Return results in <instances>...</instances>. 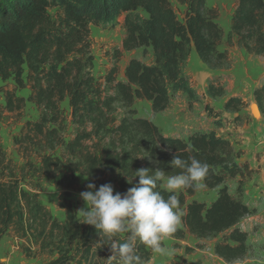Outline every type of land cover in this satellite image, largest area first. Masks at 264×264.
<instances>
[{
  "label": "trees",
  "instance_id": "trees-1",
  "mask_svg": "<svg viewBox=\"0 0 264 264\" xmlns=\"http://www.w3.org/2000/svg\"><path fill=\"white\" fill-rule=\"evenodd\" d=\"M207 1L177 0L185 7L181 21L169 0H0V80H12L19 89L28 85L27 100L40 110L38 119L27 122L21 136L13 140L23 156L37 157L36 164L26 162L27 172L22 176L35 179L30 190L15 177L0 140V238L12 229L41 250L51 248L56 258L49 264H109L111 242L74 213L67 191L76 188L79 176H84L97 188L112 180L118 192L125 193L138 183V169H159L166 176L179 173L170 161L180 155L208 165L202 184L207 190L217 189V196L206 206L195 200L186 202L197 189L175 193L184 214L182 227L170 238L183 240L190 235L209 240L222 235L213 246L217 258L232 264L248 255V235L237 228L244 218L256 214L242 199L244 179L251 173L248 164L238 163L232 144L214 131L193 132L185 139L165 136L133 108L135 100H141L150 104L153 114L162 113L176 93L184 94L192 108L199 96L182 72L192 50L209 70L227 64V53L218 50L223 33L215 22L216 13L206 7ZM236 2L227 44L235 37L237 46L247 54L264 56V0ZM121 16V50L113 51V65L102 86L90 72L89 27L114 24ZM138 49L143 53L151 50L152 64L132 58L124 68V80H117L122 53ZM223 94L217 82L207 85L208 97ZM252 95L264 117V85ZM14 100L13 94H7L10 111ZM63 102L69 109L71 138L64 136ZM117 105L125 111L118 121ZM245 106L242 99L230 97L223 108L237 113ZM210 115L217 118L213 112ZM237 178L234 197L226 182ZM52 181L64 191L58 198V207L65 214L63 223L52 217L37 192L42 182ZM158 190L165 198L170 195L163 188ZM126 236L121 233L113 239L123 242ZM137 248L150 261L151 250L139 242ZM191 250L185 248L187 253Z\"/></svg>",
  "mask_w": 264,
  "mask_h": 264
},
{
  "label": "rangeland",
  "instance_id": "rangeland-1",
  "mask_svg": "<svg viewBox=\"0 0 264 264\" xmlns=\"http://www.w3.org/2000/svg\"><path fill=\"white\" fill-rule=\"evenodd\" d=\"M169 1L178 19L182 21L185 7L177 0ZM236 6V0H208L206 2V7L217 15L215 22L223 33L218 50L227 53V64L220 69L209 70L192 50L191 56L182 67V72L189 80L190 86L199 96V101L192 103V108L189 109L188 100L181 93L171 94L168 110L159 114H153L150 104L146 101L135 100L133 108L138 117L151 121L165 136L185 139L193 132L214 131L232 144L238 154L237 162L247 163L251 170L249 176L244 179L242 199L248 207L256 210L255 215L244 218L237 225L238 229L247 233L250 250L243 260L232 264H264V117L260 115L252 95L255 88L264 85V56L257 57L247 54L237 46L235 37L231 45L227 44L231 18ZM49 13L54 15L55 10ZM123 20L124 17L121 16L114 24L89 27V52L93 58L90 72L102 86L106 73L113 65V51L117 48L121 50L124 38ZM132 58L148 63L152 59V53L150 49H147L145 53L142 49L123 52L117 64V80H124V68ZM211 81L223 87L222 97L210 98L206 95L207 85ZM9 93L15 96L11 111L7 107V94ZM29 94L28 85L24 89H19L12 80H0V140L7 162L26 190L31 189V184H35L34 178L31 180L29 177H22L23 173L27 172L26 162L36 164L38 160L36 155L23 156L21 149L13 143V140L21 136L27 122L36 121L40 115V110L28 102ZM230 97L242 99L246 106L237 113L226 112L223 105ZM18 98L23 99V102H17ZM61 108L67 119L64 136L71 138L73 130L70 125L67 103L63 102ZM124 112L119 105L116 106L117 121ZM211 112L215 113L217 118L212 117ZM62 173L63 171L56 178H59ZM237 181L238 178L226 182L229 193L234 197L237 196ZM89 183L92 181L79 176V185L67 191L73 211L78 217H81L78 211L86 207L80 193L88 190L86 186ZM106 183L113 185L114 194L118 192L112 180ZM181 191L182 189L177 190L176 193ZM37 192L41 203L49 210L52 217L59 223H63L65 214L58 207V198L64 191L58 189L55 181H52L42 182ZM216 196L217 189L207 190L202 186L197 189L194 196L186 197V202L195 200L208 206L216 199ZM180 211L181 222L177 227L181 228L184 208L180 207ZM221 238L222 235L216 239L196 241L187 235L183 240L167 237L162 243L169 249V254L161 256L152 253L150 262L151 264H226L213 252L214 244ZM186 247L192 250L187 253ZM193 253H197V257H193ZM55 258L56 253L51 251V248L41 250L39 245L27 239H20L12 229L0 238V262L3 264H49Z\"/></svg>",
  "mask_w": 264,
  "mask_h": 264
},
{
  "label": "clouds",
  "instance_id": "clouds-1",
  "mask_svg": "<svg viewBox=\"0 0 264 264\" xmlns=\"http://www.w3.org/2000/svg\"><path fill=\"white\" fill-rule=\"evenodd\" d=\"M170 164L181 171L166 176L163 170L138 169L135 172L138 183L125 193L114 194L111 183L102 184L98 189L89 183L88 190L80 193L86 205L78 211L83 223L94 226L111 242L113 254L108 258L109 264H151L138 254L137 242L154 254H169L162 241L174 234L181 222L180 200L175 193L202 187L209 171L208 165L195 157L183 159L175 155ZM128 182L131 184L132 180ZM158 188L170 195L165 198ZM121 233L127 234L123 242L113 239Z\"/></svg>",
  "mask_w": 264,
  "mask_h": 264
},
{
  "label": "crops",
  "instance_id": "crops-1",
  "mask_svg": "<svg viewBox=\"0 0 264 264\" xmlns=\"http://www.w3.org/2000/svg\"><path fill=\"white\" fill-rule=\"evenodd\" d=\"M191 54H192V52H191ZM191 54H190V56H191ZM134 59H135V58H134ZM137 60H139V61H141L142 63H144L141 59H137ZM152 62H153V60L151 59V61H149L148 63H145V64L150 65V64H152ZM122 81H123V80H122ZM167 110H168V109H167ZM187 236H189V237L195 239L194 237H192V236H190V235H187ZM195 240H196V239H195ZM196 241H197V240H196ZM196 255H197V253H193V254H192L193 257H197Z\"/></svg>",
  "mask_w": 264,
  "mask_h": 264
}]
</instances>
